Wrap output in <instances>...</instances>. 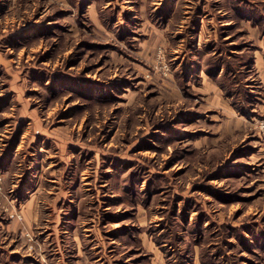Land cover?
Here are the masks:
<instances>
[{"label": "rangeland", "instance_id": "rangeland-1", "mask_svg": "<svg viewBox=\"0 0 264 264\" xmlns=\"http://www.w3.org/2000/svg\"><path fill=\"white\" fill-rule=\"evenodd\" d=\"M263 102L264 0H0V264H264Z\"/></svg>", "mask_w": 264, "mask_h": 264}, {"label": "crops", "instance_id": "crops-1", "mask_svg": "<svg viewBox=\"0 0 264 264\" xmlns=\"http://www.w3.org/2000/svg\"><path fill=\"white\" fill-rule=\"evenodd\" d=\"M232 112H233L232 113L233 116H237L236 110H233ZM242 118H243V121L245 122V125L247 128H252L253 124H255V127H256V119H255L254 115H251L250 113H246V115L242 116ZM256 142L259 144V147H258L256 152L258 154H262V156H263L264 155V139L261 137V139L260 140L258 139Z\"/></svg>", "mask_w": 264, "mask_h": 264}, {"label": "built area", "instance_id": "built-area-1", "mask_svg": "<svg viewBox=\"0 0 264 264\" xmlns=\"http://www.w3.org/2000/svg\"><path fill=\"white\" fill-rule=\"evenodd\" d=\"M263 112H264V102H263ZM256 128L264 136V117L256 120Z\"/></svg>", "mask_w": 264, "mask_h": 264}]
</instances>
